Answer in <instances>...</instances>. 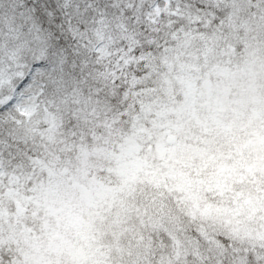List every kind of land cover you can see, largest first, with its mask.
I'll use <instances>...</instances> for the list:
<instances>
[{"label": "snow or ice", "instance_id": "1", "mask_svg": "<svg viewBox=\"0 0 264 264\" xmlns=\"http://www.w3.org/2000/svg\"><path fill=\"white\" fill-rule=\"evenodd\" d=\"M0 264H264V0H0Z\"/></svg>", "mask_w": 264, "mask_h": 264}]
</instances>
